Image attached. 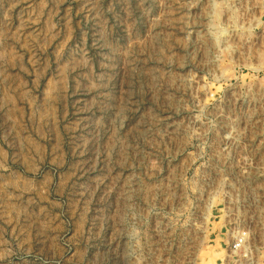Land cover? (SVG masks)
Wrapping results in <instances>:
<instances>
[{
    "label": "rangeland",
    "instance_id": "1",
    "mask_svg": "<svg viewBox=\"0 0 264 264\" xmlns=\"http://www.w3.org/2000/svg\"><path fill=\"white\" fill-rule=\"evenodd\" d=\"M0 264H264L262 0H0Z\"/></svg>",
    "mask_w": 264,
    "mask_h": 264
},
{
    "label": "built area",
    "instance_id": "2",
    "mask_svg": "<svg viewBox=\"0 0 264 264\" xmlns=\"http://www.w3.org/2000/svg\"><path fill=\"white\" fill-rule=\"evenodd\" d=\"M262 6H263V9H264V0H262Z\"/></svg>",
    "mask_w": 264,
    "mask_h": 264
}]
</instances>
